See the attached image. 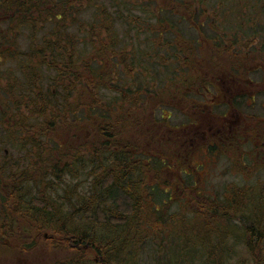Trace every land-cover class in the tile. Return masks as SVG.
I'll use <instances>...</instances> for the list:
<instances>
[{
  "label": "trees",
  "instance_id": "obj_1",
  "mask_svg": "<svg viewBox=\"0 0 264 264\" xmlns=\"http://www.w3.org/2000/svg\"><path fill=\"white\" fill-rule=\"evenodd\" d=\"M109 1L0 0V44L5 47H0V58L18 63L26 73L35 74L41 66H46L56 76L59 75V80L54 83L59 84L60 89L52 92L49 87L43 91L35 86L34 81L33 85L31 83L26 87V76L23 84L20 80L9 82L16 89L25 88L23 95L28 100L20 102L25 103L27 111L39 113L43 118L37 124L28 122L26 125L27 121L15 114L16 120L8 126L10 139L18 142V137H22V143L35 152L39 165L36 163L37 167L34 168L37 175H34V171L29 172V166L22 174L26 177L24 180L22 175L17 179L13 176V183L3 188L7 193L0 194V206L3 209L0 218V264H135L133 253L128 255L132 262L124 260V254L142 242L150 231L154 235L165 231L160 226L168 218L162 214L165 204L163 198L170 201L172 196L168 195L167 189L159 186L141 185L146 181L140 169L143 159L160 170L162 167H157L158 163L149 161L158 157L155 154L144 155L136 142L129 138V133L126 135L128 130L143 135L152 133L153 120L149 119L150 115L141 120L137 118L138 114L144 115L151 104L143 101L145 95L136 93L134 81L130 86L124 84L126 79L121 85L114 81L118 69L123 70L125 67L127 71L133 70L140 63L135 59L132 63L129 56L134 58L141 54L146 57L137 46L122 45L114 49L121 41H117L114 34L117 30L114 28L112 32L111 29L115 20L123 18L118 14L120 10L125 11L123 15L140 26L141 18L134 16L137 14L134 10L138 9L133 8H141L142 0ZM165 1L156 2L159 8L153 11L148 7L139 10L154 18L168 12L170 18V9L175 8L181 16L178 18L193 26L195 35H201L195 39L190 38L192 35L185 37L180 31L181 25L177 29L171 21L167 22L171 36L174 35V43L179 45L176 50L189 59L181 60L193 66H190L193 69H190L189 76L194 70L195 74L202 70L208 76L227 77L229 84L232 83L229 92H226L227 89L222 90L227 99L229 93L247 84L236 86V79L251 80L247 86L251 85L253 89L263 87L260 84L264 83L263 72L260 73L261 79L256 82L248 75L251 74L249 67L253 58L258 54L264 56V0H211V3L210 0ZM109 6H112L116 17L109 12ZM86 14L87 19L84 17ZM219 15L224 21L232 23V27L225 33L222 27L215 30L211 24L209 28L216 33H212L209 38L202 33L203 21L218 18ZM69 27H74L76 31H68ZM24 30L27 31L26 39L30 44L29 54L17 47L21 36L18 32L23 33ZM137 34L127 35L123 31L122 37L135 39ZM256 39H259L258 48L252 47ZM157 41L160 46L166 44L168 49L172 43H164L161 39ZM198 51L202 62L201 66L196 67L193 64ZM223 54H230L233 59H229L230 62L226 64L219 63L221 57L225 58ZM189 76L176 87L180 84L183 88L189 87ZM99 91L107 95L109 91L115 95L105 101ZM261 91L259 89L254 94ZM12 101L19 100L14 97ZM117 101H121V104L117 105ZM221 101L218 106L226 105L224 98ZM161 119L165 120L166 117ZM253 120L256 124L249 128L253 134H262V144L259 146L264 149V120ZM163 124L169 125L164 121ZM225 131L220 135L227 142L232 132L227 128ZM19 132L22 134L14 136ZM182 133L178 135L182 136ZM162 148L170 151L165 143ZM170 152L163 153L168 160L160 157L163 163L159 165H165L173 157ZM138 155L140 158H136ZM98 168L100 172H95ZM76 170L83 171L85 177L87 174L92 177V186L87 193L77 194L74 198L65 192L62 200L71 206L68 213H64L60 207L50 204L51 197L45 199L44 194L45 191L56 193L59 187L55 189V179L63 173L72 178L77 177ZM45 175L53 176L50 180L53 184L44 179ZM245 179L243 185L226 187L220 195V203L199 202L189 195L190 202L201 207V213L193 210L186 213L183 209L181 212L180 208L173 213L169 218L176 228L166 232L170 244L175 240H183L182 244L186 246L183 249H194L192 255L197 257L198 263L218 264L219 261L213 258V251L220 246L216 242L222 234L229 235V239L244 244L252 264H264V178ZM24 184L30 187L36 184L38 190L45 191L40 195L22 193L19 187ZM68 188L71 190V186ZM7 199L12 202L7 203ZM231 219L237 220L239 224L230 225ZM92 225L103 228L96 232L91 229ZM118 227L120 230L115 232L114 229ZM238 227L241 230L237 231ZM209 233L214 235L211 243L206 242L212 238L208 237ZM224 236L220 240L224 241ZM178 244H181L180 241ZM37 247H41L44 252H36ZM229 248L228 244L224 247L225 253ZM91 250L97 256H102V259L96 262L90 255ZM186 254L187 251L183 254L182 250H177L176 264ZM224 259L228 261L226 256Z\"/></svg>",
  "mask_w": 264,
  "mask_h": 264
},
{
  "label": "rangeland",
  "instance_id": "obj_2",
  "mask_svg": "<svg viewBox=\"0 0 264 264\" xmlns=\"http://www.w3.org/2000/svg\"><path fill=\"white\" fill-rule=\"evenodd\" d=\"M105 1L107 3L111 2L109 0ZM141 2V8H133L138 9L134 11L140 16L137 14L134 16L141 18L139 22L140 26L133 23L134 20L125 17L123 15L125 11L122 12L120 10V13L118 14L123 18L118 21L115 20L113 28L111 29L112 32H114V28L117 30L114 34H116L117 41H121L114 49H119L122 45H128V47L130 45L137 46L138 49H141L140 52L145 53L146 57L141 56V54L134 55V58L133 56L127 55L129 56V60L132 59V63L134 62V59L136 61L139 60L140 63L136 66V69H128V71L124 65H122V68L124 67V69L117 70L118 74H114V81L115 83L119 82L121 85L123 80L126 79L124 84L128 86L132 85V81H134L133 88H137L136 93L141 94V96L145 95L143 101L151 104L147 106L146 113L144 115L138 114L139 116H137V118L141 120L145 116L149 117L150 115L149 119L153 120V126L151 127L152 133L143 135L141 132L131 133V131L128 130L126 135L129 133V138H132V140L136 142L139 151L144 155L155 154L158 158H152L149 161L154 164L158 163V166L156 165L157 167H162L160 170H157L143 159L140 169L143 177L146 178V181H144L145 184L142 182L141 185H156L162 189H167L168 195L172 197L170 201L167 200V198H163L165 204H163L162 207V214L168 218L164 224H161L160 226H163L165 231L154 235L150 229L147 228L150 232L146 235L145 239L135 245L128 254H124V260L128 259L129 262H132L133 260L131 259L133 258L135 259V264H176L177 260L175 259V256L177 250H182L183 254L186 251L187 254L183 256V260H181L179 264H200L197 262V257L194 258L192 255L194 249L188 247L187 249H183V247H186L182 244L183 240L172 241L174 244H170L171 242L168 241L166 232L176 228L174 224H172V219L169 217L173 216V213L179 210V208L181 209V212L183 209L186 213H188V210L201 213V207H198L197 204H192L189 195H193L199 202L203 201L209 204L214 203L215 201L220 203V195L226 187L243 185L246 177L250 179L264 178V149L259 146L262 144V134H253L249 128L256 124L253 119L260 118L264 120V83H260L263 86L262 88L255 87L253 89L251 85H248V87L247 84L237 87V91L231 96V101L227 103L230 106V109H228V105L197 107L196 105L200 101V95L196 90L201 89L199 92L204 90L201 87H192L190 85V82L193 83L195 81L192 79L189 80L188 86L191 89L183 88V85L181 84L179 87H176L180 81L183 83L185 78L189 76L188 73L191 71L190 69L192 68L190 66L192 65L184 63L189 60L187 58L188 56H185L176 50L179 45L174 43V35L171 36V29L167 22L171 21V23L174 24V28L177 29L181 25L180 31L182 35L187 37L194 34L193 38L195 39L196 36L193 26L190 27L184 20L178 18L181 16L176 12L175 8H172L173 10L170 9L172 11L170 18L168 12L162 13V16H159V18L148 17L145 12H142L139 9L149 8L152 9V11L158 9L159 6H157L156 2L160 3L161 0H142ZM165 2L166 1L163 0V3ZM209 2L211 3L212 1L210 0ZM108 9H110L109 12L112 16L116 17V14L113 13L114 10H112V6H109ZM118 9H121V7ZM84 17L87 19L88 14ZM203 22L202 33L209 38L213 35L212 33H216L215 30H217L218 27H222L221 30L225 33L228 31L229 27H232V23L224 21L220 15L218 18H209ZM211 24L214 26L215 30L209 28V25ZM72 30L76 31L74 27L68 28V31ZM123 31L125 34L132 36L133 34L139 33V37L138 34L135 39L122 37ZM26 34V30H24L23 33L18 32V35L21 36H19L17 47L19 50H23V52L29 54L30 44L29 40L26 39ZM158 39H161L164 43L172 42L169 49L166 44L160 46L158 43L159 41H157ZM258 41L259 39H256V41L252 43V47L258 48ZM0 47H3V45L0 44ZM223 55L225 58L221 57L219 63L226 64L230 62L229 59H233L230 54ZM199 56L200 52L198 51L197 57L194 59L195 63L193 64L196 65V67L201 66L202 58L199 60ZM24 58H27V56H24ZM181 59H186V61ZM206 67L207 66L204 68ZM249 70L251 71V74L248 76L254 82L261 79L260 73L263 72L264 75V56H261L260 54L256 55L253 58V63H251ZM252 70L254 73H252ZM106 71L109 72V70ZM25 76L27 79L25 80L26 87H29L34 81L35 86H39L43 91L48 90L49 87V90L52 92L60 90L58 87L59 84L56 85L54 83V81L59 80V75L56 76L55 72L47 69L46 66H41L40 70L35 74L28 71L26 73L18 63L9 60L7 61L2 57L0 58V194L7 193L3 188L11 185L15 179L27 171L26 169L29 166V172L32 173L34 171V175H37L34 168L37 167V164L39 165V161H37L34 156L35 152H32L25 143H22V137H18V142H14L10 139L11 134L8 130L10 123L16 120L15 114L18 115V118H22L25 122L27 121L26 125H28V122L37 124L43 118L39 113L35 112L33 114L30 113V110L27 111L25 103L20 102H27L28 100L23 95V89L25 88L20 89L19 87V89H16L11 86V83H9L11 81L14 83L16 80H20L23 84ZM259 89H262V91L258 93L260 95L254 94V92L256 93ZM251 91H253V93ZM26 92L28 93V91ZM99 93L105 97L103 98L105 101L111 99L112 96L115 95L109 91L107 92L108 95L105 94L104 91H99ZM28 96H30V94ZM14 97L19 101H12ZM71 98L72 97H70V99ZM227 100V96H225L224 102L226 103ZM193 103L196 105H193ZM120 104L121 101H117V105ZM194 111L196 114H199V120L202 122L204 121L202 124H199V120L195 124H192V113ZM228 113H232L233 115L229 116ZM162 115L166 117L165 120L161 119ZM25 117H27V119H25ZM225 117L227 120L229 119L233 121L232 131H230L232 134L227 142L222 138L213 139L206 133L208 135H204V137L207 136L206 138H199L201 141L193 140L192 142L193 147L197 146V143H199V148L195 150L190 149L188 150L190 152L189 154H184V156L179 157V149L187 150L186 148H183V145H179L183 141L184 136L178 134H181V132H183L182 130L187 131V128L184 127L182 129L181 126H189L190 129L193 126L198 125V130L201 133L206 128L207 122L216 127L217 124H224L225 121L223 123H221V121ZM251 120H253V124H251ZM163 121L169 123V125L163 124ZM240 124H243V126L241 127ZM172 128L177 130L173 131ZM21 134L22 132H19L14 136H19ZM159 136L162 137L161 140H159ZM163 143L168 147V150L173 152L164 150L162 148ZM166 152L172 153L173 157L165 162L166 166L159 165L163 163L161 162L162 160L160 157L167 158L168 160V157L163 155V153ZM174 152L175 154H173ZM143 154L139 153L140 156ZM139 155L136 158H140ZM85 166L88 167L89 165ZM95 172H100V169H95ZM30 175L33 177L32 174ZM76 176L77 177L72 178L68 176L67 173H63L58 179H55V189L56 187H59L56 190V193L47 192L45 189L38 190L36 184H32L30 187V185H25L26 183L20 185L19 190L22 193H31L34 195H40L45 191V199L51 197L50 204L55 207H60L64 213H68L71 205L62 200L65 192H69V194H72V198H74L77 194L87 193L89 187L92 186L93 178L88 174L85 177L83 171L79 172L76 170ZM22 178L24 180L26 177H23L22 175ZM44 179L48 183L53 184V182L50 181L53 179L52 175H45ZM68 186H71V190H68ZM55 189L52 191L54 192ZM149 192L150 189L147 193ZM1 196L2 195H0V200L2 201ZM6 202L10 204L12 201L11 199H7ZM2 213L3 209L0 206V218L2 217ZM11 214L14 215L15 213ZM186 216H188V214ZM220 221L223 222L222 219H220ZM234 223L239 224L237 220L233 219L229 222L230 225H234ZM220 224L224 226L226 225V223ZM91 227H93L91 229L96 232L98 230L101 231L103 228L98 227L97 225H92ZM94 227H98L99 229L97 228L96 230ZM114 230L117 232L120 230V227L115 228ZM230 230H232V228H230ZM236 230L239 231L241 228L238 227ZM104 233L107 232L105 231ZM209 236L212 238H208V241L206 242L211 243L210 240H214V235L209 233L208 237ZM223 236L224 234H222L220 238ZM228 236H224V241L219 238L216 242L219 243L220 246H217L216 250L213 251V258L216 259L217 262L219 261L218 264H252L251 256L247 253L244 244L237 240H231ZM178 241H180L181 244H178ZM227 244L230 248L228 249V252L225 253L224 247ZM36 249V252H44L41 247H37ZM132 253L133 257L129 259L128 255H131ZM166 253V258H164ZM90 255L96 262H98L99 259H102V256H97L98 254L94 250H91ZM225 256L228 258V261L224 259ZM229 257H231V259Z\"/></svg>",
  "mask_w": 264,
  "mask_h": 264
},
{
  "label": "flooded vegetation",
  "instance_id": "obj_3",
  "mask_svg": "<svg viewBox=\"0 0 264 264\" xmlns=\"http://www.w3.org/2000/svg\"><path fill=\"white\" fill-rule=\"evenodd\" d=\"M193 36L194 35H192L191 37L190 36H188V37L192 38ZM195 36H196V38H200L201 37L200 34L199 35H195ZM192 73L193 74H191L188 79H192L195 82H193L191 86L192 87H195V86L196 87H201L204 90V91H201V92H199L201 89H197L196 90L198 92V94L200 95V101L197 103V105L195 103H193V105H196L197 107H200V108H201V106L208 107L210 105L218 106L222 102L221 101L222 98L225 97V94L222 92V90L227 89L226 92L230 91L229 88L231 87L230 85L232 83L230 82L231 84H229V81H227V79H228L227 77L223 78L224 79L223 80L220 76H217V77L216 76H211V75L208 76V73H204V71H202V70H200V72L197 73V74H195L196 70H194ZM250 82H251V80L247 81L245 79H236L234 83H235L236 86H238L240 84H245V83L249 84ZM186 88L187 89H191L190 87H186ZM231 96H233V93H229V98L227 100V103L231 101ZM200 102H203V103H200ZM228 109H230V106L228 107ZM192 114H193L192 115V120H193L192 124H195L199 120L200 116H199V114H196L195 111ZM228 114H229V116L233 115L232 113H228ZM203 122L199 120V124H202ZM223 122H224V124H219V125L217 124L216 127H214V125H212L209 122H207L206 123L207 124L206 128L201 133L198 130V127H197L198 125L193 126L190 129H189V126H187V127L186 126H181L182 129L184 127L187 128V131L182 130L183 131L182 136H184V139L179 145H183V148H186L187 150L179 149V151H178L179 157L180 156H184V154H189L190 152L188 150H190V149L195 150V149L199 148V146H200L199 143H197V146H195V147L192 146L193 140L201 141V140H199V138H206L208 135H209V137H211L213 139L221 138L220 134H221V132H224L226 130V128L228 129V131H232L231 129L233 127L232 126L233 121L229 120V119L227 120L226 117H225L221 121V123H223ZM192 124H190V125H192ZM218 127H220V128H218ZM172 129H173V131L177 130V129H174V128H172ZM205 134L207 135L206 137H204ZM186 135H187V138H186ZM177 139H179V138H177ZM185 164H186V162H185Z\"/></svg>",
  "mask_w": 264,
  "mask_h": 264
}]
</instances>
